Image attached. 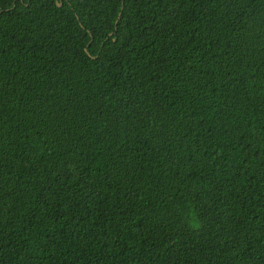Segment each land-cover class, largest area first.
<instances>
[{
	"label": "trees",
	"instance_id": "trees-1",
	"mask_svg": "<svg viewBox=\"0 0 264 264\" xmlns=\"http://www.w3.org/2000/svg\"><path fill=\"white\" fill-rule=\"evenodd\" d=\"M0 264H264V0H0Z\"/></svg>",
	"mask_w": 264,
	"mask_h": 264
},
{
	"label": "water",
	"instance_id": "water-1",
	"mask_svg": "<svg viewBox=\"0 0 264 264\" xmlns=\"http://www.w3.org/2000/svg\"><path fill=\"white\" fill-rule=\"evenodd\" d=\"M57 6H58V7H60V6H61V4H60V3H58V4H57ZM111 35H112V34H110V36H111Z\"/></svg>",
	"mask_w": 264,
	"mask_h": 264
}]
</instances>
